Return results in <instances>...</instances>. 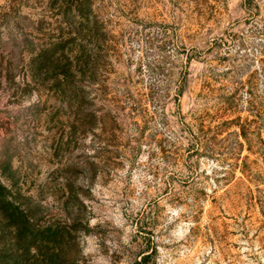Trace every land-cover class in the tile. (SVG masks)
Instances as JSON below:
<instances>
[{"label":"rangeland","instance_id":"obj_1","mask_svg":"<svg viewBox=\"0 0 264 264\" xmlns=\"http://www.w3.org/2000/svg\"><path fill=\"white\" fill-rule=\"evenodd\" d=\"M143 257L264 264V0H0V264Z\"/></svg>","mask_w":264,"mask_h":264},{"label":"trees","instance_id":"obj_2","mask_svg":"<svg viewBox=\"0 0 264 264\" xmlns=\"http://www.w3.org/2000/svg\"><path fill=\"white\" fill-rule=\"evenodd\" d=\"M198 141H199V140H198ZM198 141H197V142H198ZM197 142H196V143H193V144L190 145L191 147H193V149L196 148V149H195V152H196V153H197L198 150H199V147L197 148V145H198ZM198 146H199V145H198ZM194 147H195V148H194ZM145 261H146V257H143L142 259H140V262H139L138 264H146Z\"/></svg>","mask_w":264,"mask_h":264}]
</instances>
